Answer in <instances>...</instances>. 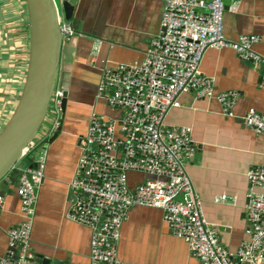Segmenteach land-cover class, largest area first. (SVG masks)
I'll return each instance as SVG.
<instances>
[{
	"label": "crops",
	"instance_id": "0c3cea01",
	"mask_svg": "<svg viewBox=\"0 0 264 264\" xmlns=\"http://www.w3.org/2000/svg\"><path fill=\"white\" fill-rule=\"evenodd\" d=\"M71 2L79 33L63 39L57 65L56 84L67 98L59 119L62 129L53 140V132L47 133V139L40 135L42 141L36 139L44 143L41 151L46 150V162L36 191L30 250L34 258L40 255L60 264H89L90 230L65 217L71 198L68 183L78 155L77 138L92 110L114 113L95 96L99 67L142 60L149 41L161 30L164 0ZM223 2L226 39L235 41L241 34H255L258 41L253 49L264 57V0ZM27 20L24 0H0V130L17 103L25 77ZM199 66L201 73L213 80L216 93L237 92L231 115L224 114L214 98L194 99L183 93L178 98L180 105L169 111L165 122L189 129L194 151L188 174L206 221L221 244L233 253L249 237L244 210L246 171L264 168V135L254 133L242 121L250 108L264 119V66L239 59L229 48L206 50ZM83 100L90 109L82 129L75 128L71 126L72 110ZM142 178L138 173L129 174L130 184ZM15 185H8L2 194L0 256L9 250L6 230L21 220ZM220 195L227 197L225 202L214 200ZM117 255L125 264H201L190 255L187 244L173 235L159 209L142 206L129 208L119 229Z\"/></svg>",
	"mask_w": 264,
	"mask_h": 264
},
{
	"label": "built area",
	"instance_id": "2783aa9c",
	"mask_svg": "<svg viewBox=\"0 0 264 264\" xmlns=\"http://www.w3.org/2000/svg\"><path fill=\"white\" fill-rule=\"evenodd\" d=\"M223 0H164L160 32L151 38L141 61L99 67L95 96L113 114L92 110L77 138L78 155L68 183L70 201L65 217L90 230L89 264H125L117 255L119 229L130 207L161 211L174 236L182 239L190 255L201 264H264V168L246 171L245 217L249 237L229 252L206 221L201 199L187 171L194 147L184 126H169L165 118L180 105L179 96L214 98L222 112L231 115L238 96L235 90L216 93L213 80L200 71L208 49H232L241 60L264 66V57L253 49L255 34L226 39ZM62 39L73 32L60 21ZM64 89L55 86L49 105L61 112ZM47 115V114H46ZM244 125L264 135V119L250 108ZM53 118L49 133L60 126ZM38 134L22 157L36 145ZM21 157V158H22ZM46 150L21 169L15 182L21 220L6 230L9 250L0 264H29L30 233L37 188L44 178ZM19 163V160L18 162ZM31 165V166H30ZM143 176L134 184L130 173ZM226 196L215 197L225 202ZM3 196L0 194V212Z\"/></svg>",
	"mask_w": 264,
	"mask_h": 264
},
{
	"label": "water",
	"instance_id": "95a60500",
	"mask_svg": "<svg viewBox=\"0 0 264 264\" xmlns=\"http://www.w3.org/2000/svg\"><path fill=\"white\" fill-rule=\"evenodd\" d=\"M27 12L28 57L25 77L17 103L0 130V194L16 182L21 172L17 163L24 149L34 139L47 114L55 87L57 65L62 47L60 21L64 20L74 34L79 33V20L74 15L71 0H24ZM66 92L61 100V111L66 109ZM62 126L53 131L55 139ZM31 166V165H30ZM39 264H60L40 255L29 260Z\"/></svg>",
	"mask_w": 264,
	"mask_h": 264
},
{
	"label": "rangeland",
	"instance_id": "374dc122",
	"mask_svg": "<svg viewBox=\"0 0 264 264\" xmlns=\"http://www.w3.org/2000/svg\"><path fill=\"white\" fill-rule=\"evenodd\" d=\"M57 5L59 6L60 10V0H55ZM61 11V10H60ZM55 86H57L56 81H55ZM99 102H97L98 104ZM88 106V103L83 100L79 101L76 105H74V108L72 110V116H73V123H71V126H74L75 128H81L84 126L85 119L87 116V112L89 111L90 107L86 108ZM52 110H56L55 107H52L51 104L49 105V109H47V120L45 123H43L38 130V136L40 135L41 137L44 136V138L47 139V133L50 132L52 124L51 121L53 118L60 119L61 120V112H55L53 113ZM42 141V140H40ZM40 141L36 140V145L37 148L32 152V157L37 156L40 152L42 147H44V143H41ZM76 164V163H75Z\"/></svg>",
	"mask_w": 264,
	"mask_h": 264
},
{
	"label": "trees",
	"instance_id": "16d2710c",
	"mask_svg": "<svg viewBox=\"0 0 264 264\" xmlns=\"http://www.w3.org/2000/svg\"><path fill=\"white\" fill-rule=\"evenodd\" d=\"M36 147L32 148L26 155H24L20 160H19V164H21L22 166L25 165H29L32 163L33 158L32 157V152L34 151Z\"/></svg>",
	"mask_w": 264,
	"mask_h": 264
}]
</instances>
